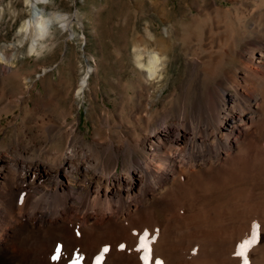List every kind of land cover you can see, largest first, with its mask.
I'll use <instances>...</instances> for the list:
<instances>
[{"label":"bare ground","instance_id":"1","mask_svg":"<svg viewBox=\"0 0 264 264\" xmlns=\"http://www.w3.org/2000/svg\"><path fill=\"white\" fill-rule=\"evenodd\" d=\"M50 1L26 0L32 15L19 32L34 34L30 56L41 54V42L55 23L63 31L71 25L63 15L43 17L40 6ZM259 34L247 42L245 59L229 83L199 87L192 99L183 97L175 115L166 108L152 111L153 84L162 77V55L170 50L164 52L163 40H139L133 52L152 91L136 128L116 141L110 136L86 141L78 122L65 118L58 128L60 146L49 138L57 128L51 122L37 125L33 137L26 135L32 127L24 121L16 126L13 140L0 145V264H20L27 249L23 237L56 227L64 230L58 237L34 241L31 264H72L76 257L80 264H97L99 256L101 264H144L139 250L144 233L151 249L148 264H244L238 246L251 238L254 224L261 226L260 234L247 264H264V190L247 185L264 180V38ZM11 62L0 57V78L15 85L11 95L6 89L0 94V116L18 106L32 113L39 105L26 94L35 86H30L35 71L24 74ZM35 77L44 78L38 72ZM87 80L76 98L85 94ZM127 148L140 149L143 156L124 158L120 167V152ZM217 170L223 177L217 178ZM163 207L168 211L159 217ZM58 247L60 259L53 260Z\"/></svg>","mask_w":264,"mask_h":264},{"label":"rangeland","instance_id":"2","mask_svg":"<svg viewBox=\"0 0 264 264\" xmlns=\"http://www.w3.org/2000/svg\"><path fill=\"white\" fill-rule=\"evenodd\" d=\"M40 9L44 18L63 15L71 25L63 31L55 23L53 32L41 42V54L35 57L28 52L34 34L19 32L32 8L26 0H0V57H10L9 65L24 74L35 71L30 77V86H35L26 96L31 95L32 102L39 105L35 113L18 106L1 114L2 146L13 140L16 126L23 121L32 127L24 133L31 137L41 123L57 125L49 134L53 146L61 145L58 128L63 127L62 118L67 123L76 120L77 132L86 141H103L107 136L116 141L123 133H132L152 91L133 52L139 40H163L164 52L170 50L166 57L162 55L163 75L153 84L156 104L152 111L166 108L175 115L183 97L192 99L199 87L229 83L245 59L249 39L259 33L264 38V0H51ZM37 72L43 77L46 73V78L41 81L35 77ZM84 78H88V87L76 98ZM14 86L0 78V94L6 89L11 95ZM48 103L54 105L49 108ZM137 155L142 157L143 152L121 151L119 165L124 158L131 161ZM216 176L223 177V171L217 170ZM247 185L264 190L263 179ZM165 208L160 209L159 217L168 211ZM63 231L56 227L50 233L32 232L23 237L27 249L20 264L32 263L37 238L46 239L50 234L54 239Z\"/></svg>","mask_w":264,"mask_h":264},{"label":"snow or ice","instance_id":"3","mask_svg":"<svg viewBox=\"0 0 264 264\" xmlns=\"http://www.w3.org/2000/svg\"><path fill=\"white\" fill-rule=\"evenodd\" d=\"M260 225L254 224L251 238L244 240L240 245L238 246L237 255L241 257V259L244 261V264H247V252L252 247V245L255 244L259 234H260ZM123 247V246H121ZM139 250H142L144 255L142 256V259L144 261V264H148L150 257H151V249L148 244V235L147 233H144L142 238L139 240ZM108 249L105 248L103 252H107ZM61 255V249L58 247L55 250V255L52 257L53 260H59ZM102 256L97 257V264H101ZM72 264H80V258L76 257L73 259Z\"/></svg>","mask_w":264,"mask_h":264}]
</instances>
